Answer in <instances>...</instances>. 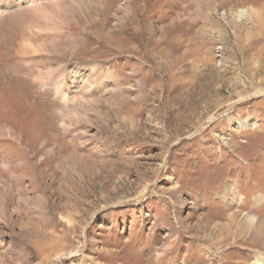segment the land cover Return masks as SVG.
Instances as JSON below:
<instances>
[{"label":"rangeland","instance_id":"obj_1","mask_svg":"<svg viewBox=\"0 0 264 264\" xmlns=\"http://www.w3.org/2000/svg\"><path fill=\"white\" fill-rule=\"evenodd\" d=\"M84 1L66 108L0 18L38 106L0 108V264H264V0Z\"/></svg>","mask_w":264,"mask_h":264},{"label":"bare ground","instance_id":"obj_2","mask_svg":"<svg viewBox=\"0 0 264 264\" xmlns=\"http://www.w3.org/2000/svg\"><path fill=\"white\" fill-rule=\"evenodd\" d=\"M83 1L0 0V18L18 10L27 15L24 30L16 44V56L27 66L36 64L39 72L34 75V81L42 87L52 86L65 108L72 101L69 91L73 76L61 67L52 68L51 65L54 66L56 59L65 52L64 43L60 41V37L73 28L72 15L81 8ZM243 15V11L237 13V17ZM10 41L0 40V108L9 111L12 119H18V117L21 119L37 110L38 106L34 101V94L28 92V90L31 91L32 85L28 84L26 78L20 74L21 68L10 64L12 60L10 52L13 45ZM18 102L26 108L22 109ZM2 112L5 111L2 110ZM253 220V217L248 218L250 223H253ZM257 262L263 264L262 260Z\"/></svg>","mask_w":264,"mask_h":264}]
</instances>
